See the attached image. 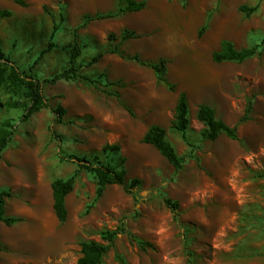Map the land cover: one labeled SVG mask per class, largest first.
Returning <instances> with one entry per match:
<instances>
[{
	"label": "rangeland",
	"instance_id": "rangeland-1",
	"mask_svg": "<svg viewBox=\"0 0 264 264\" xmlns=\"http://www.w3.org/2000/svg\"><path fill=\"white\" fill-rule=\"evenodd\" d=\"M25 1L0 0V9L11 12L0 24V45L18 66L33 65L52 41L35 66L42 78L68 67L78 46L80 72L105 74L106 82H45L48 106L27 122L20 121L22 107L0 109V123H16L0 155V191L11 193L6 216L18 219L0 220V264H76L83 241H103V230L122 223L128 233L116 238L102 264H264V0H146L141 11L104 19L96 16L117 11L119 0ZM256 5L251 14L242 9ZM127 29L140 36L121 41ZM225 40L237 50L257 45L258 53L244 62H217L213 54ZM134 55L165 59L167 82L124 57ZM181 92L195 148L173 127ZM0 99L26 101L9 87ZM201 103L237 125L238 138L203 139ZM58 106L66 109L61 122ZM152 125L163 126L185 157L181 170L144 142ZM107 145H119V153L104 151ZM73 156L123 167L126 184L141 180L135 195L110 184L97 198V178ZM73 174L68 218L61 222L52 182ZM166 199L179 204L175 212Z\"/></svg>",
	"mask_w": 264,
	"mask_h": 264
},
{
	"label": "trees",
	"instance_id": "trees-1",
	"mask_svg": "<svg viewBox=\"0 0 264 264\" xmlns=\"http://www.w3.org/2000/svg\"><path fill=\"white\" fill-rule=\"evenodd\" d=\"M21 6H26L25 0H14ZM118 10L115 12H107L99 14L97 18H111L117 17L127 12H138L146 8V0H119ZM125 2V4L123 3ZM258 5L253 7L243 6V10L248 14L256 11ZM11 16V12L0 9V24L3 18ZM62 14V20H63ZM91 17L88 16L87 21ZM86 21V22H87ZM57 26H54L52 36L54 35ZM140 34L133 30H125L121 35V41H126L132 38H138ZM55 44L50 41L47 48L44 49L41 55L37 58L35 63L28 68H21L18 64L8 55L2 46L0 45V92L4 87L10 89H20L23 92V96L26 99L25 102H19L15 100L3 101L0 99L1 108H18L22 107L23 113L20 117L21 122H27L36 112L44 107H47L46 96L43 91V84L48 82L55 84L60 80H75L82 78L92 84H103L106 82L105 74H101L98 77H90L80 72L83 63L79 62V56L81 50L78 46L72 47L69 57V66L62 69L50 78H42L40 74L35 70V66L40 61L41 57L49 50H51ZM259 46L254 45L248 48L237 50L233 43L225 40L222 45V50L213 54V59L217 62L222 61H236L244 62L249 58L254 57L258 53ZM121 53V52H120ZM128 59H133L138 63L151 67L157 75V79L160 82H167V68L165 59L158 62L143 61L138 55L124 56ZM98 56L94 57L87 65H92L97 62ZM252 109L251 104L247 107L245 114L241 117L240 122L244 123L249 119V113ZM56 113L59 115L57 121L61 122L62 117L66 113V109L62 106H58ZM190 105L188 102L186 92H181L179 101L176 106L175 119L173 121V127L182 134L184 141L191 147L196 146L189 140L188 131L190 129ZM197 119L204 124V128L201 132L202 138L205 140L214 141L218 139L221 134H225L232 139L238 138V126H231L222 119L218 118L215 109L206 103H201L198 106ZM16 132V123L11 118H6L0 123V155L13 141V137ZM144 142L155 146L160 153L174 166L176 171L181 170L184 167L185 157L180 155L175 146L167 138V130L161 125H152L144 136ZM112 151L119 153V145H107L104 147V151ZM79 165L86 169L88 172L95 175L98 181L97 198L103 196L106 188L110 184H120L125 186V190L135 195L136 189L141 183L139 178H134L129 184H126V170L118 168L111 164H104L100 162L98 158L93 162L86 157L73 156ZM77 180V174H73L68 178H57L52 182L53 196H54V210L58 219L61 222H65L68 218V208L66 205L67 196L73 191ZM11 193L7 190L0 191V220L7 225H11L18 219L14 217H7L5 204ZM166 202L175 212L179 204L172 202L170 199H166ZM188 230V227H186ZM128 233V229L125 223L118 225L114 229H106L101 232L102 240H86L81 243L82 256L78 259L76 264H102L104 256L113 246L116 238L120 234ZM191 264V263H190Z\"/></svg>",
	"mask_w": 264,
	"mask_h": 264
}]
</instances>
